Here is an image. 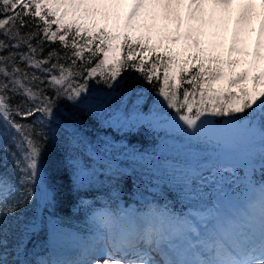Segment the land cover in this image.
I'll return each instance as SVG.
<instances>
[{
  "label": "snow or ice",
  "instance_id": "obj_1",
  "mask_svg": "<svg viewBox=\"0 0 264 264\" xmlns=\"http://www.w3.org/2000/svg\"><path fill=\"white\" fill-rule=\"evenodd\" d=\"M124 6V0H0V149L12 158L15 176L0 173V264H264V181L257 186L251 179L257 160L264 174V50L259 39L249 49L242 36L258 7L264 15V0H131L121 25ZM233 12L237 28L226 49L203 39L217 18L226 21ZM56 43L63 51L44 55L45 45ZM129 70L155 88L156 107L147 115L129 111L124 97L85 99L89 81L114 90ZM62 100L85 104L118 131L147 126L188 147L202 145L203 125L224 118L226 134L213 143L229 153L227 160L243 161L246 177L236 174L235 163L217 164L220 179L204 188L206 206L197 209L211 227H196L190 213L167 204L143 213L105 206L91 215L89 236L68 234L78 241L74 258L59 256L65 223L52 212L56 191L41 165L53 127L75 188L131 175L136 169L122 168L121 156L139 166L146 189L163 180L187 200L195 185L162 153L121 145L117 155L113 141L86 137L79 121L62 118ZM225 172L243 184L241 192L229 190ZM41 235L46 256L29 248Z\"/></svg>",
  "mask_w": 264,
  "mask_h": 264
},
{
  "label": "trees",
  "instance_id": "obj_2",
  "mask_svg": "<svg viewBox=\"0 0 264 264\" xmlns=\"http://www.w3.org/2000/svg\"><path fill=\"white\" fill-rule=\"evenodd\" d=\"M29 30L28 28L22 29V31ZM52 48L63 51L58 43L46 44L44 55H47V52ZM139 94L142 96L138 100ZM102 97H124L129 111L137 107L145 115L156 107L155 102L157 100L155 88L145 83L136 72L131 70L123 73L119 85L114 90L107 88L102 83H96L95 80L89 81V93L86 94L85 99ZM113 103L115 104L116 101ZM59 107L60 112L64 114L63 119L71 117L73 120L79 121L81 131L86 137L94 140L100 138L101 140L113 141L117 146V151L114 154L119 155L121 145H126L129 149L134 148L137 152L145 155L160 156L162 153L165 157L160 158L174 161L177 170L184 173L183 179H186L190 185L193 181L195 182V185L191 187L194 195L189 196L187 200L177 195V190L173 184H168L163 180L159 188L152 186L146 189L143 181L139 180V166L130 157L121 156L119 163L122 168H126L130 172L132 169H136L131 175L111 183L110 178L101 176L93 184L75 188L73 186V171L64 164L65 148L57 130L53 127L52 135L47 141L41 157V165L49 177L50 186L56 191V205L52 212L64 220L66 227L83 231L88 224L89 217L95 210L105 206L115 208L122 202L135 204L141 209H150V206L167 204L171 211L177 214H184L193 207L204 206L205 201L201 194L204 192V188L208 186L204 181L213 169L212 154L215 148L214 144L211 143L212 137L206 136L205 131L202 132L204 142L201 146L188 147L181 143L177 136L169 135L166 140H163L165 135L162 131H154L147 126H141L132 131H118L115 127L104 125L89 112L85 104L74 105L69 101L62 100L59 102ZM171 114L169 111V115ZM222 123L226 124L225 119L218 117L214 119L213 123L206 124L212 127ZM210 133H212L211 130ZM13 151H15L14 148ZM233 158L228 163V167L235 163ZM235 164L236 174L243 180L248 169L244 164L238 162ZM255 164V171L251 173V179L258 186L259 182L264 181V174H262L258 160L255 161ZM13 172L12 158L7 152L0 149V173L15 180ZM137 182L140 185L139 188ZM113 184L118 187V193L113 191ZM233 186L238 193L244 188L240 182L233 183L231 188ZM117 195L119 199H116ZM31 208L32 206H29L28 215H31ZM43 240V235L35 237L32 244L29 245L30 250L35 251L39 256L47 254V249L41 247ZM33 245H37V247L33 248ZM31 251L28 258L34 259Z\"/></svg>",
  "mask_w": 264,
  "mask_h": 264
},
{
  "label": "rangeland",
  "instance_id": "obj_3",
  "mask_svg": "<svg viewBox=\"0 0 264 264\" xmlns=\"http://www.w3.org/2000/svg\"><path fill=\"white\" fill-rule=\"evenodd\" d=\"M125 6L120 9V21L119 23L122 25L125 19V14L128 11V5L131 4V0H124ZM218 18L216 19V22H218ZM222 25L221 28H218L214 24H212L209 28V31L206 29V35L203 37L204 40L208 42H213L214 39L218 38L220 39V42L217 44H222L223 48L226 49L227 45L231 42L232 40V35L233 31L237 28V16L236 13L233 12L230 18H228L226 21L222 20ZM261 21L260 18H253L250 25H242V27L245 28V31L242 33L243 38L245 39V43L249 49H251L254 46V43L257 39L260 40L262 50H264V33L261 32ZM147 115V114H146ZM209 127V128H208ZM210 130L212 133H210ZM205 131L207 134L206 136L212 137L211 143H213L214 140H217L219 137H222L226 134V124L222 123L218 126H208L207 124L202 126V132ZM215 148L213 149V154L212 158L214 159L212 164L213 169H211V173L206 177L205 184L210 186L212 183L216 182V180L220 179L219 174L216 172V166L219 163H223L225 167H228V163L230 160H227L226 158L228 157L229 153L226 150H220L217 144H214ZM234 162H238L239 164H244L243 161L238 157L234 156ZM239 167V165H238ZM225 176L229 178V183H232L231 175L228 172L224 173ZM232 189H235V186L230 188L229 190L231 191ZM238 193V192H236ZM120 206L124 208H130L133 210H136L137 212H147L149 210H143L136 206L135 204L132 203H125L122 202L119 204ZM205 205V204H204ZM206 206V205H205ZM205 206H200L197 208H192L188 213L192 216V224L195 225L198 228H208L211 227V221H207L202 223V220L200 218V213L197 211L198 208H203ZM137 207V208H136ZM221 208L225 213H230L231 212V206L227 203H221ZM91 217V216H90ZM90 217L88 219V222L90 220ZM86 230L84 229L82 232L77 231V230H72L69 229L68 227H65V233L61 234L60 238L57 240V245H58V252L57 254L59 256L72 259L74 258L73 252H71V249L76 247L78 241L75 239L71 238L68 234L69 233H76L81 237H87L90 234V224H88L87 227H85ZM48 253V249L47 252ZM45 254L44 256H46Z\"/></svg>",
  "mask_w": 264,
  "mask_h": 264
},
{
  "label": "bare ground",
  "instance_id": "obj_4",
  "mask_svg": "<svg viewBox=\"0 0 264 264\" xmlns=\"http://www.w3.org/2000/svg\"><path fill=\"white\" fill-rule=\"evenodd\" d=\"M262 10L258 7L257 8V15L255 16L256 18H260V21L262 22V21H264V15H260L259 13L261 12ZM254 17V18H255ZM218 22H216V20H215V22L213 23L215 26H217L218 28H221V25H222V20H220L219 18H218ZM209 28H210V26L207 28V31H209ZM243 33V32H242ZM245 40V39H244ZM213 42H215V43H218V42H220V39H218V38H216V39H214L213 40ZM56 250H57V252H58V245L56 246Z\"/></svg>",
  "mask_w": 264,
  "mask_h": 264
}]
</instances>
